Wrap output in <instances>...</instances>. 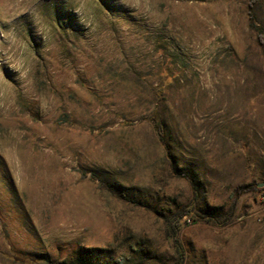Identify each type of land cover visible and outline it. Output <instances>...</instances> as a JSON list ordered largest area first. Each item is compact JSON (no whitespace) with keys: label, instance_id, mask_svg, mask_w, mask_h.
<instances>
[{"label":"rangeland","instance_id":"rangeland-1","mask_svg":"<svg viewBox=\"0 0 264 264\" xmlns=\"http://www.w3.org/2000/svg\"><path fill=\"white\" fill-rule=\"evenodd\" d=\"M79 259L264 264V0H0V264Z\"/></svg>","mask_w":264,"mask_h":264},{"label":"trees","instance_id":"trees-1","mask_svg":"<svg viewBox=\"0 0 264 264\" xmlns=\"http://www.w3.org/2000/svg\"><path fill=\"white\" fill-rule=\"evenodd\" d=\"M256 1L257 0H252V2H256ZM157 122H158V119L155 118V123L157 124ZM165 149H166V155H167V157L170 160V164H171V167H172L174 173L177 174L179 177H182L185 180L189 181L191 184L196 185V182H197L196 175L193 172H186V173L182 172V170L178 167L175 159L173 158V156L171 154L170 147L168 145H166ZM209 217H212L215 221H217L219 215L210 214ZM14 259H17V258H14ZM17 260L24 261V259H17ZM71 264H84V261H82L81 259H79V260L74 261Z\"/></svg>","mask_w":264,"mask_h":264},{"label":"bare ground","instance_id":"bare-ground-1","mask_svg":"<svg viewBox=\"0 0 264 264\" xmlns=\"http://www.w3.org/2000/svg\"><path fill=\"white\" fill-rule=\"evenodd\" d=\"M224 112V111H223Z\"/></svg>","mask_w":264,"mask_h":264},{"label":"built area","instance_id":"built-area-1","mask_svg":"<svg viewBox=\"0 0 264 264\" xmlns=\"http://www.w3.org/2000/svg\"><path fill=\"white\" fill-rule=\"evenodd\" d=\"M189 221V220H188Z\"/></svg>","mask_w":264,"mask_h":264}]
</instances>
